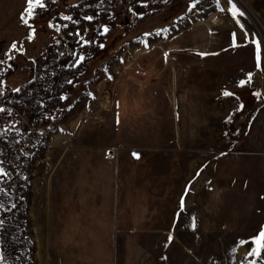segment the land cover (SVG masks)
Instances as JSON below:
<instances>
[{
  "label": "rangeland",
  "instance_id": "1",
  "mask_svg": "<svg viewBox=\"0 0 264 264\" xmlns=\"http://www.w3.org/2000/svg\"><path fill=\"white\" fill-rule=\"evenodd\" d=\"M75 1L43 0L29 28L27 0H0V95L30 78L18 65L29 67L43 43L41 13L65 16ZM163 1L118 0L103 45L132 14H152L59 95L52 136L18 198L33 264H264V248L249 255L264 227V96L252 82L238 86L264 74V0H233L236 18L226 0L191 12L194 0ZM93 31L80 28V42ZM82 110L92 115L78 126ZM0 199L16 201L1 175ZM4 255L0 264L14 263Z\"/></svg>",
  "mask_w": 264,
  "mask_h": 264
},
{
  "label": "trees",
  "instance_id": "2",
  "mask_svg": "<svg viewBox=\"0 0 264 264\" xmlns=\"http://www.w3.org/2000/svg\"><path fill=\"white\" fill-rule=\"evenodd\" d=\"M177 1L164 0L163 6L174 4ZM117 2L118 0H76L66 3L64 5L65 16H71V21L64 20L62 19L63 16L52 14L47 10L41 13L42 20L39 25V32L44 36L42 37L43 40L41 39L43 43L36 49L35 56L46 64L56 63L58 65L55 86L46 101L49 115L54 113L56 103L61 104L58 101L59 95L65 89L69 90L73 86V83L91 66L90 63L94 59L99 57L101 53L112 49L117 39L132 32L146 16L152 14V11L141 15L132 14L128 27L124 29L123 33L117 35L110 44L100 47L104 36H106V34H100L102 33L100 31L101 25L109 20L110 11ZM140 6V4L133 2L126 4V7L130 8ZM85 16H92L93 20L88 21ZM118 16L110 19L112 24ZM49 24L52 26L49 27ZM91 25H94V31L90 42L88 44L81 43L77 35L78 30ZM57 27L59 31H57ZM80 57L83 59L81 60ZM17 58L23 60L20 55H17ZM18 66L22 68V71L30 73V65L29 67ZM24 78L25 76L20 77L22 81L16 87L6 88V93L0 95V102H13L29 81V79L23 81ZM0 108L4 109L3 107ZM3 112H0V117ZM17 200L11 204L9 201L0 199V255L9 254L13 264H33L32 242L29 236L25 203L23 197Z\"/></svg>",
  "mask_w": 264,
  "mask_h": 264
},
{
  "label": "built area",
  "instance_id": "3",
  "mask_svg": "<svg viewBox=\"0 0 264 264\" xmlns=\"http://www.w3.org/2000/svg\"><path fill=\"white\" fill-rule=\"evenodd\" d=\"M57 70L56 63L46 64L33 56L30 78L22 92L13 102H0V107L4 108L0 117V175L14 200L31 182L42 149L52 136V121L61 111L60 103L54 105L52 115L46 108V101L55 86ZM261 73L257 70L252 73V84L260 87L264 96V74L262 80L257 81ZM87 111L80 113L78 126L89 121L92 113Z\"/></svg>",
  "mask_w": 264,
  "mask_h": 264
},
{
  "label": "snow or ice",
  "instance_id": "4",
  "mask_svg": "<svg viewBox=\"0 0 264 264\" xmlns=\"http://www.w3.org/2000/svg\"><path fill=\"white\" fill-rule=\"evenodd\" d=\"M53 2H55V0H53ZM201 0H194V2L189 6L188 10L191 12L193 9H196L197 8V5L200 4ZM220 0H217V3H219ZM226 2L231 5L229 8H228V11L231 13L232 17L233 18H236L238 15L242 16L243 13L239 11V9L236 7V4L233 3V0H226ZM143 6H147V5H143ZM41 8V9H44L46 7L45 3L43 2V0H27V8L25 10V13L21 15V21L27 25L29 28H32V25L29 24V20L28 18H31L34 14V10L35 8ZM220 11L223 12L225 11L224 8H220ZM28 17V18H26ZM62 19L64 20H69L71 21L72 20V17L71 16H63ZM85 19H87L88 21H91L93 20V17L92 16H85ZM238 22V21H237ZM74 23H78V22H74ZM52 25L49 24V27H51ZM65 27H67V25H65ZM57 31H59V28L57 27ZM109 31L108 27L105 26L103 28V32L100 33L101 35H104V34H107ZM34 32H35V29L33 28L32 29V33L34 35ZM33 35H29V39H32L33 38ZM77 35H80L79 33H77ZM248 34L245 33V37L247 38ZM232 39H233V44L232 46L235 47L236 46V35L235 33L232 34ZM81 40L83 41L84 44H88L90 41L88 40H84L83 37H81ZM252 44L255 45V61H256V67L257 69H260V66H261V40H258V39H254L251 41ZM16 45L13 44L12 45V48H15ZM100 47H104L103 44L100 45ZM11 58V57H9ZM80 59L82 60L83 57H80ZM111 78V77H109ZM252 78H253V74L252 73H249L248 74V79L247 80H240L238 82V86L240 87H243L245 86V84H249L252 82ZM16 91H19V89H16ZM222 95H224L225 97H231V96H234L235 94L232 93V92H229L227 90H225ZM256 95H259L258 93ZM62 99H66V97H62ZM241 108L243 107V105L240 106ZM4 109L0 108V112H3ZM133 156L134 157H137L138 158V154L137 153H133ZM186 194H187V190H186ZM180 207H181V211H183V208H184V200L183 198L181 199V202H180ZM179 215V214H178ZM192 227L195 228V218H193V224H192ZM172 240V237L169 236V241ZM241 244H245V243H248V241H244V240H241L240 241ZM251 244H254L255 247L252 249V252L249 253V255H257L259 256L260 254V250L262 248H264V227H262L259 231H258V235H254L251 239Z\"/></svg>",
  "mask_w": 264,
  "mask_h": 264
},
{
  "label": "bare ground",
  "instance_id": "5",
  "mask_svg": "<svg viewBox=\"0 0 264 264\" xmlns=\"http://www.w3.org/2000/svg\"><path fill=\"white\" fill-rule=\"evenodd\" d=\"M38 233V232H37Z\"/></svg>",
  "mask_w": 264,
  "mask_h": 264
}]
</instances>
